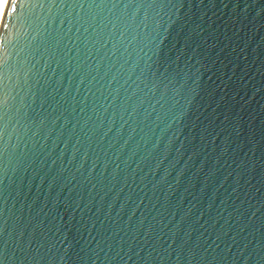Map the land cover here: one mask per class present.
I'll return each mask as SVG.
<instances>
[{
  "label": "water",
  "instance_id": "1",
  "mask_svg": "<svg viewBox=\"0 0 264 264\" xmlns=\"http://www.w3.org/2000/svg\"><path fill=\"white\" fill-rule=\"evenodd\" d=\"M181 2L9 0L0 264L264 254V0Z\"/></svg>",
  "mask_w": 264,
  "mask_h": 264
},
{
  "label": "snow or ice",
  "instance_id": "2",
  "mask_svg": "<svg viewBox=\"0 0 264 264\" xmlns=\"http://www.w3.org/2000/svg\"><path fill=\"white\" fill-rule=\"evenodd\" d=\"M170 3L171 0H169ZM177 5H179V7H183L184 4L183 2H181V0H178V3H172V7H177ZM9 7V0H0V8L3 9V15H6L7 14V9ZM163 55V48L160 49V55L161 56ZM64 241H62L63 243ZM71 250V242H69L68 244L65 245V249L63 251V253L61 254L59 252V258L60 259H65L66 257H69V251ZM179 255V254H177ZM229 259H231V257L228 256ZM215 259V258H214ZM245 260H249L251 262V264H256V262L258 261V264H264V254L260 255V256H257V257H253L251 254H249V256L245 257ZM219 264V262H218ZM233 264H236L235 261H233Z\"/></svg>",
  "mask_w": 264,
  "mask_h": 264
},
{
  "label": "bare ground",
  "instance_id": "3",
  "mask_svg": "<svg viewBox=\"0 0 264 264\" xmlns=\"http://www.w3.org/2000/svg\"><path fill=\"white\" fill-rule=\"evenodd\" d=\"M3 9L2 8H0V22H1V19H2V16H3Z\"/></svg>",
  "mask_w": 264,
  "mask_h": 264
}]
</instances>
